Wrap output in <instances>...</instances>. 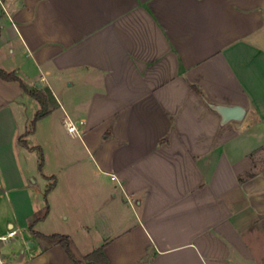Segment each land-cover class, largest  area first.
<instances>
[{
    "label": "crops",
    "instance_id": "crops-1",
    "mask_svg": "<svg viewBox=\"0 0 264 264\" xmlns=\"http://www.w3.org/2000/svg\"><path fill=\"white\" fill-rule=\"evenodd\" d=\"M0 16L18 77H0V236L31 233L4 263L73 264L29 228L48 207L35 229L82 264L103 238L110 264H264V0H0ZM29 91L50 112L26 147ZM204 97L246 115L221 126Z\"/></svg>",
    "mask_w": 264,
    "mask_h": 264
},
{
    "label": "trees",
    "instance_id": "trees-1",
    "mask_svg": "<svg viewBox=\"0 0 264 264\" xmlns=\"http://www.w3.org/2000/svg\"><path fill=\"white\" fill-rule=\"evenodd\" d=\"M1 17V16H0ZM1 23H0V36H1ZM0 77L7 79V80H16L18 77L13 72H7L4 69L0 67ZM199 92L200 89L193 85ZM29 93L38 100L40 103V109L35 113L31 123L29 124L27 130L24 132V134L21 136V142L27 147L28 142L25 137H27L30 134H33L36 131L37 123L40 119L45 117L50 112V106L48 102L47 95L42 91H29ZM36 148L39 151V157H40V167L43 163V151L40 147H33ZM53 182L49 183L47 186V189L45 191V196L49 193V191L54 187L55 184V178L53 177ZM48 207H46L45 211L42 213H36L34 217L31 219L29 223V228L33 235H35L37 238H39L43 243L44 247L48 248L51 245L60 244L70 257V259L73 261V264H82V261L76 256L74 253L72 246H71V240L69 235L62 234V233H51V234H45L41 233L38 230L35 229V225L42 219H44L48 214ZM84 259L87 261L88 264H110L108 261V258L105 254L104 247L100 246L92 250L91 252L87 253L84 256Z\"/></svg>",
    "mask_w": 264,
    "mask_h": 264
},
{
    "label": "water",
    "instance_id": "water-1",
    "mask_svg": "<svg viewBox=\"0 0 264 264\" xmlns=\"http://www.w3.org/2000/svg\"><path fill=\"white\" fill-rule=\"evenodd\" d=\"M210 110L217 112L221 116V126L231 121H241L247 112V109L242 105H229L211 101L208 98H203Z\"/></svg>",
    "mask_w": 264,
    "mask_h": 264
},
{
    "label": "rangeland",
    "instance_id": "rangeland-1",
    "mask_svg": "<svg viewBox=\"0 0 264 264\" xmlns=\"http://www.w3.org/2000/svg\"><path fill=\"white\" fill-rule=\"evenodd\" d=\"M34 154H36V153H30V155H34ZM38 158V157H37ZM36 176L38 175L37 173H34ZM39 186H40V193L38 194V197H39V201H46L47 200V196H45V191H46V189H47V186L45 187L44 185H43V183H42V181L40 180L39 181ZM47 202V201H46ZM130 209V207L129 208H127L126 209V211H127V213L129 214V211L131 210H129ZM42 212V211H41ZM41 212H39V213H41ZM130 215H132L131 214V212H130ZM50 220H49V218L43 223V224H41V226H39L40 228H43V230H48L49 228L46 226L47 224H48V222H49ZM72 218H71V220H69L68 221V223L70 224V223H72ZM94 230H96V229H93V231L91 230V235L92 236H94L95 235V233L94 234H92L93 232H94ZM25 234H27V235H29V234H31L30 232H29V230L28 229H25V233L23 232H19V235H17V238L16 237H14V238H16L17 240H20V242H22V241H24V239L22 238V236H24ZM106 236H108V235H106ZM14 238H9L8 240H2V239H0V245L2 246L1 248V251L5 254V250H4V246H7V245H9V244H12V242L14 241ZM103 240H104V238L102 239V241L100 242V246L102 245V242H103ZM20 245H15V251L18 249V247H19ZM1 264V263H0ZM4 264H6V263H4Z\"/></svg>",
    "mask_w": 264,
    "mask_h": 264
},
{
    "label": "built area",
    "instance_id": "built-area-1",
    "mask_svg": "<svg viewBox=\"0 0 264 264\" xmlns=\"http://www.w3.org/2000/svg\"><path fill=\"white\" fill-rule=\"evenodd\" d=\"M68 128H69L70 132H76V126L75 125H69ZM17 233H18L17 230L10 231V232H8L7 235L0 236V239L7 240L9 236H15ZM0 263L1 264L4 263L2 259H0Z\"/></svg>",
    "mask_w": 264,
    "mask_h": 264
}]
</instances>
